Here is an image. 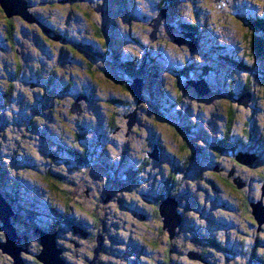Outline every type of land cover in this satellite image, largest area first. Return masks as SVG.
<instances>
[{
    "label": "trees",
    "instance_id": "obj_1",
    "mask_svg": "<svg viewBox=\"0 0 264 264\" xmlns=\"http://www.w3.org/2000/svg\"><path fill=\"white\" fill-rule=\"evenodd\" d=\"M96 2L98 4H103L104 0H96ZM219 2V0H214L213 2L212 0H207L205 4L213 3L215 8ZM48 4L49 7L57 6L55 1ZM136 4L137 3L135 2V9L136 6L139 5ZM166 4L170 7V10L175 8V4H173L171 0H158V11L165 9ZM128 5L129 3L125 0L124 6L127 8ZM85 9L87 10V8ZM0 11L1 13L3 12L1 7ZM61 11L67 15L70 11L74 12V9L70 10L69 8ZM76 11L80 13V7L76 9ZM107 14L108 12L105 13L103 18L98 17L96 22H94V34L96 37L92 38L93 41H97V39L102 41L104 39V33L101 26H106L107 21L110 23V15ZM4 17L6 18V24H4V28L0 29V55H3V58L5 59L4 61L0 60V143H3V139L5 140V138H9V140H11L14 144L12 152L15 155L14 157H16L15 159H17V157L24 156L26 157V161L31 163L37 161L39 158L44 165L42 163L41 166L38 167L37 171H34L33 169L31 170L35 173L45 169V173L49 175L48 177L46 176L47 182H45V186H47L46 195H48V197L46 200L44 199L41 206L43 209L47 210V215L44 217L42 213L40 214L38 211L27 208L25 205L21 204L20 201L22 200V197H19L20 191L17 190V188L13 189L8 186L6 187L4 179L7 175L8 169L3 168L0 172V190L3 197L13 207L16 213L13 217L15 227L18 226L17 223H15L18 220L24 221L25 225L32 229L19 231V227H16V229H18L17 231H19L20 237L22 238L21 246L24 249L21 253L22 259L24 254H30L32 256V259H29V261L24 259L26 264H44L38 258L41 254L42 246L40 244V236L36 233L37 230L56 235L58 247L63 250L61 257L64 259L66 264H78L74 261L76 257L77 259L80 258L84 264H91L94 260L95 264H113L108 263L104 256L102 257V255L109 250L106 249V247L109 245V238L112 237V234L109 235L110 230H112L111 227L109 228V222H114L116 219L125 222L126 218L131 217L135 221L148 225L149 222L154 220H162L163 217L160 213V205L165 198H171L177 201L178 212L180 211L183 216L184 225L181 228L179 227V229H176L173 235H171L168 229L165 228L164 223L159 228L157 223L156 229H153L152 231H145L146 233L151 232L154 235L152 237H148L150 239L149 244L155 254L160 253L163 256L161 264H197L196 262H192L190 255H188L192 250L196 251V253L200 256H205L208 260L212 261L213 264H264V226L263 224H259L257 221L253 214L252 207V204L261 200L262 197L261 192L264 184V168L258 173H255L254 177H252V179L255 180L254 183L261 190L260 195L258 194L259 189L254 194H248L247 186L243 188L238 187L236 183L240 180L237 178L229 176V179L227 174H225V178H222L223 175H218L214 172L212 169L213 164L210 162V158H208V151L204 149V146L200 144V141L194 140V137H197L198 134H196L192 129L193 126H190L189 124V126H187L185 123H182L180 119H177L178 121L174 120L175 116H182V113H177L175 116L171 115L168 108L160 101L161 98H152L153 93L148 90L145 91V97L139 101L136 95L132 92L131 87H124V85L127 84L126 81L132 80L133 78L135 80L136 77L140 76L143 72L142 69H136L137 67L135 61H122V58H120L122 56L118 51H115L116 54L113 53L114 56L112 57L110 64L114 66L113 70L117 74L114 76L118 77V79L123 78L124 80V82H121L120 84L121 87H123L129 95L132 94V96L131 99L126 97L125 102L109 98L107 100V103H110L111 105L107 106L109 109V116L102 112L100 121L99 119L97 121L92 113L84 112L85 106L86 109L89 110L88 103H86V101L88 98L89 100L91 98L90 95L85 94L84 88L82 89L81 87L77 93L76 91L71 93L69 90L72 86H74L72 80L77 75L79 77L82 75L79 68L81 70L84 69V72L87 73V76L94 83L95 81L97 82L95 78V72L97 70H93V67L101 70L98 65H102V60H104L106 55L98 42L95 44L91 40L88 42L78 41L73 37L68 36L67 33L64 34L63 30H65V28L62 27V23L56 18L55 20L58 22L54 21V18L45 12L42 13L39 11L36 16V21L33 23L24 20L22 17L20 18L23 21V25L30 28H21L24 29L23 34L25 32L26 36L22 34V30L18 28V25L16 26V24H14V16L8 18L4 14ZM63 17L64 16H62V18ZM83 17L87 19L90 17L88 15V10L84 12ZM106 17L108 18L106 19ZM226 17L231 18L233 21L239 18L237 16ZM50 18L53 21L50 20ZM243 19L253 25V28H255L257 32H262L264 34V18L249 17L248 19ZM153 24L154 23L151 22V24L149 23L148 25L150 28L154 29ZM216 24L217 23H215V25ZM198 26V23L188 24L184 22L176 23L173 29L175 30L176 28V31L188 29L196 33L200 31ZM161 31L162 28L160 27V31H157L155 35V41H158ZM71 36L74 35L71 34ZM25 37L27 39H25ZM250 39L251 41H249V44L251 52H253V54H251V60L254 61L257 58L262 60L261 62L264 63V38L261 39L252 33ZM31 40H34L35 45H39L42 50L45 51L44 54L46 58L49 57V55L51 58L63 57L67 60V62L74 63L75 61L73 65L77 67L69 66L68 64L61 66L59 64L54 65L51 66L52 68L50 74L45 75L43 78L40 63L43 58L36 55V50L39 52L40 50L35 48L37 45L34 46L31 44ZM182 47H184L186 49L185 51H187L185 46L182 45ZM179 51L184 53V50L182 51L180 49ZM242 56L245 58L247 57L245 54ZM46 58L43 59L44 62ZM83 61L85 64H82ZM78 62L82 64L81 67ZM232 63L240 70L248 72H252L253 70L256 71L254 63L255 67L247 65L246 62L243 63L242 61H237L236 59L234 60V58ZM185 64L186 68L182 71L179 70L178 76L190 78V71L188 72L187 63ZM261 72L263 73L264 70L262 69ZM248 74L251 75V73ZM103 75L106 79L110 81L112 80L111 76L113 77V74H111V72L110 75L103 72ZM32 76H34L36 81L41 82V84L34 87V89H31L30 87ZM113 79L116 78L113 77ZM58 84H60V87L64 84L67 90H58V88H60L58 87ZM114 84L116 85L115 82ZM245 86L247 88H243V93H250V88H252L250 82L245 84ZM220 91L224 93L223 89H220ZM242 95L243 94L239 97ZM20 96L29 108L37 102L41 112L25 117L27 121H24L23 124H16V121L12 118L11 108H13L15 101L18 102V98ZM174 98L176 97L174 96ZM182 98V95L178 96V99ZM235 99L236 103L239 104L237 98ZM176 100L172 101L174 105L179 103V101ZM146 103L150 104L154 111V115H159L158 113L161 114V111H163V115H165L168 119L170 118L171 123L168 124L176 133L180 134L184 142V144L179 146V155L174 153L169 154L168 151L164 150L163 144L161 145L158 142L159 150L172 156L174 166L171 165L170 168L167 169L168 173L166 177H164L167 179H164L165 182L163 180L160 181L162 187H160L157 191H155L156 189L152 187L153 185L144 184L142 186L141 184L135 183L137 182V176L139 175L137 174L136 176L135 173H141L145 168L144 166L139 165L138 169L133 172L132 167H129L130 169H128L120 166V164H123V161H120L119 164H117V162L115 160L112 161L110 157V161L105 163L103 160L104 158L101 156L99 157L97 154L98 151L108 152L110 150L111 152H114L113 145H111L110 142L104 144L102 137L106 136L114 140V137L116 138V136L113 135L123 133L124 138L127 139L130 135L136 132L134 131L135 128H138L142 122V120H140L141 112L140 114L137 112L135 113L136 119L132 125L130 117L134 114L136 109L141 110L142 105L147 106L148 104L146 105ZM77 104L80 105L81 110L74 113L73 108ZM112 106L121 107L120 109L123 111L119 112ZM7 108L11 110L7 112ZM63 108L65 114H63L64 112L59 113V111ZM233 109L234 104L229 103L227 112L230 121L228 123L225 136L223 138L220 137L221 140H219V142L217 141L218 146L216 147L219 148V150H225V152H228L229 150V154L236 151V148L233 149L230 145V137H232L231 133L233 132L232 130L234 126L233 124L236 122L234 117L231 114L229 115V112H234ZM44 119L49 121L55 120V123H60L59 125L63 127L64 132L55 133L48 130L50 129L49 127H46V129L44 127L45 125L39 123ZM95 121L99 123L97 124V128L91 124L92 122L96 123ZM9 122H15V125H12L14 128H7ZM37 133H39V135L35 136ZM30 142L32 144H30ZM39 142L47 143V146L43 145V151H40L39 149ZM52 142H56L57 146H48V144H51ZM65 143H67L70 147H67ZM83 145H86V147H91L93 145L94 151L91 152L89 148L85 149ZM33 146L34 149L32 150ZM65 148H67V152L65 151ZM115 152H118V150ZM148 153L149 149L147 148L141 153L143 157L148 160H146L145 165H147L150 161ZM229 154L221 157V159L218 155L213 154L212 159L214 162L216 161V163L223 162V164H225L231 160V157H228ZM67 156H69V158ZM71 156L76 160V162L80 163V167H72L73 164L70 160H68L71 159ZM25 159H23L24 163L26 162ZM94 160L105 170L101 167L100 170H93L92 162ZM197 163L199 166H205V168L210 167V170L203 169L197 178L198 181H200V184H203L204 182L203 186L206 188L205 193L207 196H212L213 194V192L210 191V183L214 182L212 180L213 178H217L218 181L219 179H223L224 183L219 184V182H214L216 191L222 192L224 189H231L235 193L240 194L241 208L239 209L241 213L245 215L243 217L245 220L242 218L243 221H240L239 225H237L236 236L239 238L238 240L241 243L239 246L241 250L237 248V251H235L236 253L234 254L232 252L230 253V246L229 244H225V240L222 236L218 234L214 235L207 227L204 231V226L199 224V220H201L200 215L195 217L198 213H196V208L192 207V209L189 210V213L185 211V207H189V204L205 210L208 207L206 205L208 204L206 197L197 195L194 189L195 186L196 189L201 188L199 185H195L196 181H193L191 176L194 164L196 165ZM238 163L240 164V162ZM244 166L249 167L248 165ZM163 167L164 165L160 167L161 171H163ZM29 170L30 169L28 168H23L21 169V174H28L30 172ZM107 173H109V177L107 176ZM244 173V170L240 171V174L245 175ZM111 177L114 182L121 183L122 185H139L140 192L132 194L131 191L129 192L128 189L125 188L122 191H119L117 195L116 193L113 195L111 193H106L108 191V185L114 183L111 180ZM23 183L26 186L24 181ZM240 183H242V181ZM114 185H117V183H114ZM21 186L18 188H21ZM143 188L144 190L142 191ZM140 199L149 205V209H145L144 207L142 208V206L139 205L136 209L133 208L132 210H129V208L133 205L135 206L136 202ZM88 202L93 203V205L88 206ZM110 203H116L119 205L122 203L123 208H121L124 210V217L117 216L115 213L113 215L111 211L108 210ZM181 205H184V209H181ZM41 215L42 218L40 219ZM191 215L193 218H190ZM219 220V224H227L223 218ZM144 225H140L136 228L137 232L139 230L142 231ZM114 230L116 231L114 234L117 238H119L123 230H120L119 232H117L118 230H116V228ZM158 230H160L161 233L166 234L167 238L165 237L164 240L160 241L155 239V235L158 236ZM31 231L37 235V237L33 238ZM3 234V230H1L0 227V241H3L5 238ZM25 241L31 243V246L30 244L26 245L27 243H25ZM62 241H65V244ZM259 242L261 243L260 245ZM162 243L165 246L164 249L160 247ZM137 244L141 246V249H139L140 252L144 253L145 251H148L147 246L149 245L146 244L145 239L144 241L141 240L137 242ZM252 248L254 251H252ZM97 249H99L98 255L95 253ZM112 252L113 250L109 253ZM69 253H73L75 257L72 258ZM114 254L116 255L118 253L114 251ZM230 254L233 255L229 256ZM140 257L141 259H138L137 262L135 260L132 261L130 258L128 262L125 261L123 264L145 263V261L142 263V256ZM110 259H112V257ZM114 264H121V262H116Z\"/></svg>",
    "mask_w": 264,
    "mask_h": 264
},
{
    "label": "rangeland",
    "instance_id": "obj_2",
    "mask_svg": "<svg viewBox=\"0 0 264 264\" xmlns=\"http://www.w3.org/2000/svg\"><path fill=\"white\" fill-rule=\"evenodd\" d=\"M25 1L28 5L29 14L33 15L35 20L36 16L33 13L36 14V12L39 11L42 13L45 12L53 17L54 21H56V18L62 23V27L65 28V30H63L64 34L67 33L68 36L73 37L78 41L84 42H88L89 40L93 41L92 38L96 37L94 34L95 29L93 24L94 22H96L97 18H103V16H105V13L107 12V15H110V23H108L107 21L106 26H101L104 33V39L102 41H99L98 39L97 41H93L95 44L96 42H98V44L106 54L104 60H102V65H98L101 70L93 67V70H97L95 72V78L97 80V82H95L97 88L92 91L95 94H93L95 96V98L93 99V102L95 104L94 108L92 109L93 114L99 116L98 108H100L104 114L106 113V115L109 116V109L107 108V106H111L110 103H107V100L109 98L121 100L123 102L126 101V97L131 99L132 94L129 95V93L120 85L121 82H124L123 78L118 79V77L114 76L117 74L115 71H112L114 66L110 64V61H112V57L114 56L113 53L116 54L115 51H118L122 56L120 57L122 58V61H135L137 67L136 69H142L144 74L143 77L146 79V82H144L145 91L148 90L149 92H152V98L160 97V101L164 103V105L168 108L171 115L175 116L177 114V111H180V113L182 112V116L177 115L174 117V120L178 121L177 119H180V121L182 123H185L187 126L192 125V129L196 134H198L197 137H194V140L200 141V144L204 146V149L206 151H208L209 148L207 142L211 140L207 137L208 134H216L219 136V138H223L225 136V133L223 131L226 130L227 126H225L224 113L228 111L227 107L229 108V103L234 104V108L238 109L237 119L234 124L233 132L244 138L246 132L245 130L253 133L255 129V136H253V139L257 140L255 141V146H258L259 140L260 143H263L264 138L261 134V136H257L256 130L261 129L264 132V72H261L262 69L264 70V63L261 62L262 60H259L257 58L254 61L251 60V54H253V52H251L249 41H251L250 38L252 33L255 36L257 35L261 39L264 38V34L262 32H257L255 28H253V25L249 24V22H247L243 18H264V0H219L220 2L219 4H217L218 6L215 4V8L213 6V3L205 4L207 0H171L173 4H175V8H173V10H170V7L166 4L165 9H161L159 11L158 0H126L129 3L127 8L124 6L125 0H104L103 4H98L96 0ZM52 1H55V4L57 5L56 7H49L48 3H51ZM213 1L214 0H212V2ZM133 2L139 4L138 6H136V9ZM79 6H81L80 15H75L66 25L64 21V17H66V15L61 10ZM85 8H87L88 15L90 16L88 17V19L83 17L84 12L87 11ZM75 13L79 14V12H77L76 10ZM157 14L158 18L160 17V15H165V18L162 20V23L160 25L162 31L160 32L158 41H152L151 33L154 32V29L150 28L148 24L152 19H156ZM62 16L64 17L62 18ZM226 16L240 17H236L237 19L233 21L231 18ZM14 18V24H16V26L18 25V28L22 30V34L24 29L21 28L30 29L27 26L25 27L23 25V21L20 19V15H14ZM107 18L108 17H106V19ZM5 19L6 18L4 17V13H1L0 11V29L4 28V24H6ZM184 19H186L188 24L198 23V28L201 31L199 43L197 42L198 47L196 48L194 53L190 52L191 54L188 52V50L185 51V48H180L174 42V39L178 38L179 40H184L191 43L189 39L180 37V35L176 34L173 31V26L176 25V23H181L182 21H184ZM50 20L52 19L50 18ZM215 23L217 24L215 25ZM68 31L74 36H71ZM23 35L26 36V33L24 32ZM206 37H209V39H205ZM25 39L27 38L25 37ZM30 42L34 46L37 45H35L34 40H31ZM35 48H38L40 50V52L36 50V55L45 59V51H43L39 45H37ZM180 49L182 51L184 50V53H181L179 51ZM243 54H245L247 57H243ZM0 56V60L4 61L5 59L3 58V55ZM233 58L234 60L236 59L237 61H242L243 63L246 62V64L250 66H254L255 64L256 67H254L256 68V71L253 70L252 72H248L240 70L238 67H236L235 64L232 63ZM74 63L67 62V60H65L63 57L51 58V56L49 55V58L45 60V62H41L43 78L45 77V75H48V72L50 71L46 69H51V66L58 64L60 66L68 64L69 66L77 67L73 65ZM185 63H187L188 68V63L193 64L192 67L193 70H195V74L193 75L195 77L199 76L200 79L202 77L201 75L205 73L204 70H206V67L210 70L214 69L217 73L214 71L207 72V75L210 77L209 79L216 80V77L217 79L220 78V85L222 89H224V87H227V90L225 89V92L228 91L231 94L234 93L235 95H239L241 92L239 91L238 87H244L245 84L250 82L252 89L250 88V102L248 103V106L243 104L238 105L233 101L231 102L229 99L225 98L223 92H219V90L213 93L214 96L206 97L198 96L195 92V89L191 87L185 88V83L189 84V82H192L194 80V77L184 78L185 76H178V71L184 70L186 68ZM47 65L49 67H47ZM79 70L82 73L81 77H79L78 75L76 77L74 75L72 76L76 79H81L84 84L93 82L87 76V73L84 72V69L81 70L79 68ZM103 72L108 73L109 75L111 72V74H113V77L116 79H113L112 76L111 81L106 79V77L103 75ZM248 73H251V75ZM31 78L34 79V76H32ZM76 79L72 80L74 86H72L69 90L71 93L75 92V87L80 88L82 86V84ZM114 82L116 83V85L114 84ZM58 87H60V84H58ZM58 90L65 91L67 90V88L63 84L62 87L58 88ZM179 95H182L183 98L178 99ZM174 96L176 98H174ZM21 98L22 97L20 96L18 98V102H14L13 108H11L12 110L10 109L12 118L14 119V121H16V124H23L24 121H27L25 117H29L33 114V111L31 109L34 105H36L37 109L39 108L37 102H35L34 105L30 106V109L29 106L25 102H23V99ZM140 98L142 97L140 96ZM176 99L179 101V103L174 105L172 101ZM147 104L148 103H146V105ZM256 105L257 107L259 106L258 109L255 108ZM78 107H80V105H75V110ZM112 107L119 112L123 111L120 109L121 107ZM10 110L9 108H7L6 111L9 112ZM135 111L137 113L141 112L140 120H142L141 125H139L138 128H135V130L133 129L136 132L130 135L127 139L124 138L123 133L113 135L116 136V138L114 137V140L106 136L102 137V141L104 144L110 142L111 145H113L114 152H111L110 150L108 152L98 151L97 154L99 157L101 156L104 158L103 160L105 161V163H108L110 161V157L111 160H115L117 164H119L120 161H123V164H120V166L122 168L128 169H130L129 167H132L133 172L138 169L139 165L144 166L145 168L141 173H135L136 176L137 174H139L137 176V182L135 183L141 184L142 186L144 184L153 185L152 187L156 189L155 191H157L160 187H162L160 181L163 179V177H166L168 173L167 169L170 168V166L173 164V158L164 156L163 153H161L162 155H160L161 151H158V142L161 145L163 144L164 150L168 151L169 154L174 153L177 155L180 154L179 146L184 144V142L180 134L176 133L170 127V125L168 124L171 123L170 118L168 119L165 115H163V111H161L162 115H154V111L151 108L150 104H148L147 106L142 105L141 110L136 109ZM63 112L64 108L59 111V113ZM84 112H89V110L86 109V106ZM63 114H65V112ZM96 120L98 121L97 117ZM39 123L45 125V128L49 127L50 129L48 130L52 132H64L63 127L59 125L60 123H55V120L49 121L44 119ZM91 124H93L97 128V124L99 123L92 122ZM12 125H15V122H9L7 128H14ZM37 135H39V133H37L35 136ZM30 144L32 143L30 142ZM39 144L40 145L38 146L40 151L44 150L45 145L47 146V143L44 142H39ZM56 144V142H52L51 144H48V146L51 147V145H53L54 147H56ZM65 145H67V147H70L67 143H65ZM13 146L14 144L11 140H9V138H5V140L3 139V143H0V172L1 170H3V168L8 169L7 175L4 179L6 187L8 186L13 189L17 188V190L20 191L19 197H22V200L20 201L21 204L25 205V207L27 208L38 211L40 214L42 213L45 217L47 215V210L43 209V207L41 206L44 202V199L46 200L48 197V195H46L47 186H45V182H47L46 176L48 177L49 175L45 173V169L35 173L31 170L33 169L34 171H37L38 167L41 166L43 162H41L39 158L37 161L31 163L26 161V157L24 156H20L21 158L17 157V159H15L16 157H14L15 155L12 152ZM83 147H85V149L89 148L91 152L94 151L93 145L91 147H86V145H83ZM146 148L149 149L148 158L151 161H149L147 165H145L147 159H145L141 154ZM33 149L34 146L32 147V150ZM116 150H118V152H115ZM65 151L67 152V148H65ZM155 151H157L156 158L152 156ZM67 157L69 158V156ZM72 158L73 157L71 156V159H68L73 164L72 167H80V163L76 162V160ZM23 159H25V163L23 162ZM161 159H163V161L158 163V161H160ZM162 165H164V167L163 171L161 172L160 167H162ZM92 166L93 170H100L101 167L100 164L95 162V160L92 162ZM23 168L30 169V172L28 174H21V169ZM101 168L104 169L103 167ZM244 168L247 170L244 173L246 176L241 174L240 177H242L237 179L242 181V183L247 186L248 194H254L259 188L254 183L252 177H254V174L258 173L261 168L259 167L253 172L249 171V169L246 167H240L241 170H245ZM203 169L210 170V167L205 168V166L195 165L193 172H191L192 180L196 181L195 185H199L201 187L200 189H196L195 186V192L201 197L205 196L206 201L208 202V204H206L208 206L206 210L197 208L196 206L189 204V206L192 205L193 208L197 209L196 213H198L196 214L194 212L196 214L195 217H198L200 215L201 220H203H199V224H205V226L209 229H212L213 227L219 229V227L222 225L217 226L216 224L211 223L210 218L222 217L231 226L234 225V223L236 226L239 225V222L243 221V217L245 216L239 209L241 208L240 194L235 193L231 189H224L222 192L216 191L214 192V194H212V196H207L205 193L206 188L205 186H203L204 182L203 184H200V181H198L197 179L199 177V173H201ZM107 176L109 177V173H107ZM111 180L114 182L113 178ZM23 181L26 183V186L24 185ZM114 183H117V185H114ZM114 183L108 185V191L106 193H111L112 195L116 193L117 195L119 191H122L125 188L128 189L129 192L131 191L132 194L140 192L139 185L127 186V184L122 185L118 182ZM19 186H21V188H18ZM143 190L144 188L142 189V191ZM260 192L261 190L259 189V195ZM262 200H264V197L262 198ZM87 205L91 206L93 205V203L88 202ZM139 205H141L142 208L144 207L145 209H149V205H147L145 201L140 199L136 202L135 206L133 205L131 208H129V210H132L133 208L136 209ZM121 207L123 208L122 203L120 205L116 203H110L108 210H110L113 215L115 213L117 216L124 217V210ZM233 208L235 209V211ZM185 210L189 213L188 208H185ZM41 218L42 215L40 216V219ZM190 218H193L192 215L190 216ZM175 220L176 221L173 225L174 227H177L180 225V223L178 224V218H176ZM15 223H17L18 225L16 227H19V231L25 229L32 230L30 227L25 225L24 221L17 220V222ZM157 223L159 228L164 223V218L162 220L160 219L158 221L154 220L152 222H149L148 225H144L139 221H135L131 217L126 218L125 222L119 219L114 220V222H109V228H112V230H110L109 232V235L112 234V237L109 238V245H107L106 247V249L109 250H107L104 255H102V257L104 256L105 260H107L108 263L114 264L116 262H121V264H123L125 261L128 262L130 258L132 259V261L135 260L137 262L138 259H141L140 256H142V263L143 261H145V263L143 264H161L163 256L160 253L155 254L149 244L150 239L148 237H152L154 235L151 232H145L146 230L152 231L153 229H156ZM140 225H144V227L142 228V231L139 230L137 232L136 228H138ZM115 228L116 230H118L117 232L123 230L119 238H117L114 234V232L116 233V231L114 230ZM227 230L229 231L230 229L227 228ZM19 231H17L18 235H20ZM3 235L5 237V233ZM32 237L35 238L37 237V235L32 232ZM165 237L166 234L161 233L160 230H158V236L155 235V239H158V241L164 240ZM144 239L146 244L150 247L147 246L148 251H145L143 253L139 251V249H141V246L138 245L137 242L141 240L144 241ZM3 241H5V238ZM62 242L64 243L65 241ZM25 243H27L26 245L30 244L31 246V243H28L27 241H25ZM17 246H21V244L19 245L17 243ZM160 247L162 249L165 248L163 243ZM112 250L113 252L109 253ZM114 251H116L118 254L115 255ZM69 254L72 258L75 257L73 253ZM111 257L112 259H110ZM24 259L29 261V259H32V256L30 254H24L23 260ZM74 261L78 264H84L83 261L80 258L77 259V257L74 259ZM14 262L15 261L10 254L5 253L0 249V264H15ZM24 264H26L25 260Z\"/></svg>",
    "mask_w": 264,
    "mask_h": 264
},
{
    "label": "flooded vegetation",
    "instance_id": "obj_3",
    "mask_svg": "<svg viewBox=\"0 0 264 264\" xmlns=\"http://www.w3.org/2000/svg\"><path fill=\"white\" fill-rule=\"evenodd\" d=\"M45 7V6H44ZM79 7H81V6H79ZM79 7H72V8H70V10H72V9H74V12H72V11H70L69 13H68V15H66V17H64V21H65V24L67 25L68 24V22L76 15V16H79L80 15V13L79 14H76L75 13V10L76 9H78ZM69 9V8H68ZM37 13L38 12H36V14L35 13H33L35 16H37ZM174 27V26H173ZM188 29H182V30H177L176 31V28H175V30L173 29V31L176 33V34H178V35H180V37H184V38H187V39H189L188 38V34L189 33H191V32H194V31H191V30H188ZM182 31H184V32H182ZM196 34H197V36L199 35V40H200V36H201V32L199 31V32H196ZM174 37V36H173ZM176 39H178V38H175L174 39V42H175V40ZM205 39H209V37H206ZM176 43V42H175ZM183 46H185V45H183ZM180 48H184V47H182V46H179ZM186 47V46H185ZM187 48V47H186ZM186 50V49H185ZM187 50H188V52L190 51L188 48H187ZM190 53V52H189ZM49 57H47L46 58V60L48 59ZM41 62H44L43 61V59L40 61V63ZM78 64H79V66L81 67L82 66V64H85V62L83 61L82 62V64L80 63V62H78ZM188 65H189V68H188V72L190 71V78L191 77H194V78H199V77H195L193 74H195V70H193V64L192 63H188ZM47 67H49L48 65H47ZM46 70H48V71H51V69H46ZM112 71H114L113 69H112ZM182 71V70H181ZM208 71H214V72H216L214 69H209V68H207L206 67V70H204V74H202L201 76H203V75H205V76H203V77H201V78H205L206 80H207V82L209 83V89H210V93H209V95H206V97H210V96H214V94L213 93H215V91L217 92L218 90H219V92H221L220 91V89H222V87H221V83H220V81H221V79L219 78V79H217V77H216V80H211V79H209L210 77L207 75V72ZM143 72V71H142ZM42 73V72H41ZM217 73V72H216ZM48 74H50V72H48ZM144 76V74L142 73L140 76H137L136 77V79L135 80H141V82H142V93H141V97H142V99L145 97V88H144V82H146V79L143 77ZM185 78V77H184ZM189 78V77H188ZM74 79H76V78H74ZM78 82H80L81 84H82V89L84 88V91H85V94L86 95H90L91 96V98H90V100H89V98H88V100H87V96H86V103L88 102V109H89V113H92V115H94L95 116V119H96V117L98 118V115H95V114H93V111H92V109L94 108V106H95V104H94V102H93V99L95 98V94L92 92L95 88H97V86H96V82L94 83V82H91V83H89V84H84L83 83V81L81 80V79H76ZM134 80V78L132 79V80H128V81H126L127 82V84H125L124 85V87L125 88H127V86L130 88L131 86H132V84H133V82L135 81ZM39 84H41V82H39V81H36V79H32V81H30V87L31 88H33L34 89V87H36L37 85H39ZM80 87V88H81ZM184 87L185 88H190L191 86L189 85V84H187V83H185L184 84ZM76 89H75V91H76V93H77V91L78 90H80V88L79 87H75ZM191 88H193V87H191ZM243 88H247L246 86H244V87H238V89H239V91L241 92L239 95H235L234 93H229L228 91L227 92H225V89L227 90V87H224V97L225 98H229V100L232 102H236V99L235 98H237V100H238V97L241 95V94H244L243 93ZM194 89V88H193ZM252 89V88H251ZM238 91V92H239ZM196 92V91H195ZM248 93V92H247ZM94 94V95H93ZM231 94V95H230ZM200 96V95H199ZM260 102V101H259ZM256 104V103H255ZM239 105V104H238ZM237 105V106H238ZM240 107V106H239ZM255 108H259V106L257 107V105H256V107ZM31 109V108H30ZM232 109V108H231ZM33 112V114H38V113H40L41 112V110H40V108H36V105H34L33 106V108L31 109ZM40 110V111H39ZM138 110V109H137ZM237 108H234L233 109V113H230L229 112V115L231 114L233 117H234V119L236 120V118H237ZM98 111H99V120H100V116H102V111H101V109L100 108H98ZM177 113H180V111H177ZM182 113V112H181ZM140 114V113H139ZM158 114H160V113H158ZM160 115H162V113L160 114ZM139 116V115H138ZM224 116H225V119H224V121H225V126H228V123H229V121H230V119H229V117H228V112H225L224 113ZM236 117V118H235ZM234 120V121H235ZM235 124V123H234ZM233 124V125H234ZM257 126V125H256ZM218 128V127H217ZM227 129V128H226ZM232 131H234V126H233V130ZM260 131V132H259ZM224 133L226 132V130L225 131H223ZM245 132V131H244ZM253 133H254V135H253ZM253 133H251V132H248L247 130H246V133H245V135H244V138L243 137H241V136H239L238 134H236V133H234V132H232L231 133V136L232 137H230V135H229V137H230V139H231V143H230V145L233 147V149L234 148H236L235 150L236 151H234L232 154H229V150H228V152L226 151L225 152V150H219V148H216L218 145H217V141L219 142V140H221L220 138H219V136L218 135H216V134H213L214 136H216V137H214L213 135H209L208 134V138L209 139H211L210 141H206L207 142V145H208V153H209V155H208V158H210V162H212V164H213V167H212V169L214 170V172H216L218 175H223L222 176V178H225L224 176H225V174H227L228 176V178L230 179V177H232V178H240V177H238V176H240L241 174H240V171H241V169H240V167L242 168V167H246V166H244L245 164H243V165H241L242 163H238L235 159H236V156L239 154V153H245V154H250V155H253L254 157H255V160H254V162L251 164V165H248L249 167H246V168H248L249 169V171H254V169L256 170V169H258L259 167L261 168V170H263V168H264V141H263V143H260V140H259V144H258V146L256 147L255 146V141H257L256 139L254 140L253 139V136H255V129H254V132ZM256 133H257V136H261L262 135V137L264 138V132L260 129V130H256ZM261 134V135H260ZM213 139V140H212ZM245 139H246V141H245ZM261 140H263V139H261ZM232 149V150H233ZM232 150H231V152H232ZM159 152H160V150H158ZM161 153H163V155L164 156H168L169 158H172V156L171 155H169L168 153H166V152H160V155H162ZM213 154H215V155H218V157L221 159V157H224L226 154H229L228 155V157L230 158L231 157V160H229V162H226L225 164H223V162L221 163V162H218V163H216V161L214 162V160L212 159V156H213ZM207 156V155H206ZM160 158H163V157H160ZM216 158V157H215ZM159 160V159H158ZM163 161V159H161L160 161H158V163H160V162H162ZM172 162H173V164H174V161L172 160ZM172 164V165H173ZM198 164V163H197ZM196 164V165H197ZM228 164H229V166H228ZM199 165V164H198ZM174 166V165H173ZM227 166V167H226ZM75 168H78V167H76L75 166ZM194 168H195V164H194V167H193V170H194ZM227 168H229V169H227ZM245 169V168H244ZM243 170V169H242ZM244 171H247L246 169L244 170ZM162 172V171H161ZM230 176V177H229ZM242 177V176H241ZM165 178L163 177V181L165 182V180L167 179H165ZM219 179V178H218ZM214 182H216V183H218L219 182V184H224L223 183V179L222 180H220L219 179V181L217 180V178H213L212 179ZM255 181V180H254ZM214 182L213 183H210V185H211V189H210V191L212 190V192H213V194H214V192H216V188H215V186H214ZM262 184V183H261ZM210 193V192H209ZM211 195V194H210ZM166 199V198H165ZM214 200V199H213ZM181 207V209H184V206L183 205H181L180 206ZM185 208H188V211L189 210H191L192 209V205H190L189 207L188 206H186ZM234 209V208H233ZM184 211V210H183ZM186 211V210H185ZM196 211H197V209H196ZM234 211H235V209H234ZM179 215H180V220H181V222H180V225L179 226H177V228L176 229H179V227L181 228L183 225H184V220H183V216L181 215V213H180V211H179ZM253 215V214H252ZM213 218H215V219H213ZM219 219H222L221 217H219V218H217V217H212V218H210V222L211 223H214V224H216L217 226H220V225H222V226H220L219 227V229H216L215 227H213L212 229H210V231H212V233L214 234V235H216V234H218V235H220V236H222L223 238H224V242H225V244L226 245H228L229 244V246H230V253L232 252L233 254L234 253H236L235 251H237V248H239V250H241V248L239 247L240 246V242H239V238L236 236V233H237V229H236V225H235V223H234V225H230V224H219V222L218 221H220ZM244 220H245V218H244ZM200 221H203V220H200ZM222 222V221H221ZM202 226H204L203 228H204V231H205V228H206V226H205V224L204 225H202ZM264 226V225H263ZM262 226V227H263ZM227 228L228 229H230L229 231L227 230ZM264 230V229H263ZM234 234V235H233ZM261 243L259 242V245H260ZM257 246V245H256ZM255 247V246H254ZM232 248H233V250H232ZM252 251H254V249L252 248ZM191 253H189L188 255H190V258L192 259V262H196L197 264H213V262L212 261H210V260H208L205 256L203 257L202 255L200 256L198 253H196V251H190ZM194 252V253H193ZM198 254V255H197ZM233 254H230L229 256H232ZM195 256H197L198 258H196ZM251 257H253L252 255H250ZM205 259V260H204Z\"/></svg>",
    "mask_w": 264,
    "mask_h": 264
},
{
    "label": "water",
    "instance_id": "obj_4",
    "mask_svg": "<svg viewBox=\"0 0 264 264\" xmlns=\"http://www.w3.org/2000/svg\"><path fill=\"white\" fill-rule=\"evenodd\" d=\"M24 0H0V7L3 10L4 14L11 18L14 15L18 14L20 17H22L24 20L33 23L35 22V18L33 15H30L29 13L25 12V9H20V6L24 5ZM16 7V9H15ZM160 18V17H159ZM158 16L156 19L153 20V28L154 32H152L153 39L155 38V35L158 30V26L160 25V20ZM192 37V36H190ZM192 44L191 48H193V51L196 50L198 47V43L194 40L192 37ZM192 51V52H193ZM196 91L200 95H206L209 92L208 86L203 85L201 82L194 84ZM132 92L137 96L139 101L142 99L140 98L142 93V82L141 80H135L134 83L131 86ZM250 100V94H246L243 98H240L238 100L239 104L246 105L248 104ZM136 114L134 113L131 117V125L135 122ZM130 125V126H131ZM153 157L157 156V151L152 154ZM236 160L242 164L245 165H251L255 157L250 154L245 153H239L236 156ZM241 181L237 182L239 188L245 187L244 183H240ZM264 197V184L262 186V197L261 200L258 202H255L252 204L253 207V214L256 217L259 224L264 223V200L262 198ZM160 213L162 217L164 218V225L165 228L168 229L171 235H173L174 231L177 227H174L175 219L178 218V224L181 222V218L178 212V203L176 200L171 198H166L160 205ZM15 211L13 207L7 202V200L3 197L1 190H0V223H1V230L5 233V241H0V249L10 254L15 264H24V260L21 257V253L24 250L22 246H17V243L21 244V237L17 233V229L12 222L13 217L15 216ZM171 217V218H170ZM173 225V226H172ZM173 227V228H172ZM36 233L40 236V244L42 246L41 254L38 256L39 260L43 262L44 264H66L64 259H62L61 254L63 250L58 247V244L56 242V235L55 234H48L44 233L42 231H36ZM100 242V239H99ZM96 255L99 253V249L95 251ZM198 258L197 256H195ZM91 264H95V260L92 261Z\"/></svg>",
    "mask_w": 264,
    "mask_h": 264
},
{
    "label": "bare ground",
    "instance_id": "obj_5",
    "mask_svg": "<svg viewBox=\"0 0 264 264\" xmlns=\"http://www.w3.org/2000/svg\"><path fill=\"white\" fill-rule=\"evenodd\" d=\"M25 1V0H24ZM20 9L22 10V9H25V12L26 13H29L28 12V5H27V2L25 1L24 2V5L23 6H20ZM98 11H100V10H98ZM16 15H18V14H16ZM165 18V15L163 16V15H160V18H159V20H160V25H161V23H162V20ZM160 25L158 26V31H159V28H160ZM151 39H152V41H155L154 39H153V37L151 36ZM175 42H176V44L178 45V46H182V45H185L189 50H190V52L191 53H194L195 52V50L193 51V48H191V44L192 43H189V42H186V41H184V40H179V39H176L175 40ZM193 51V52H192ZM199 77V76H198ZM203 77V76H202ZM199 82H201L203 85H207L208 86V89H209V83L207 82V80L204 78H194V80L192 81V82H189V84H190V86L191 87H193L194 89H195V87L193 86V83L194 84H196V83H199ZM195 91H196V89H195ZM196 93H197V91H196ZM209 93H210V89H209V92H208V94H206V95H209ZM246 94H248V93H244L241 97H239V99L240 98H243ZM250 94V93H249ZM198 95H200V94H198ZM206 95H203V96H206ZM200 96H202V95H200ZM238 99V100H239ZM249 102H250V100H249ZM248 102V103H249ZM247 106H248V104H247ZM81 109H80V107H78L76 110H75V108H73V112L74 113H76V112H78V111H80ZM134 113H136V111L134 112ZM157 157V156H156ZM156 157H154V158H156ZM171 218V217H170Z\"/></svg>",
    "mask_w": 264,
    "mask_h": 264
}]
</instances>
